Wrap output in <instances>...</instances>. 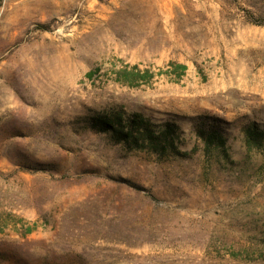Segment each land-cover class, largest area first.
<instances>
[{
    "label": "rangeland",
    "instance_id": "1",
    "mask_svg": "<svg viewBox=\"0 0 264 264\" xmlns=\"http://www.w3.org/2000/svg\"><path fill=\"white\" fill-rule=\"evenodd\" d=\"M114 110L175 123L178 154L92 127ZM252 123L264 0H0V264H264Z\"/></svg>",
    "mask_w": 264,
    "mask_h": 264
},
{
    "label": "trees",
    "instance_id": "2",
    "mask_svg": "<svg viewBox=\"0 0 264 264\" xmlns=\"http://www.w3.org/2000/svg\"><path fill=\"white\" fill-rule=\"evenodd\" d=\"M174 68V74L180 78L185 67L176 65ZM118 74L122 77L120 75L115 80L129 86L145 84L152 77L148 71H140L135 65L130 70L119 71ZM92 127L98 132L110 134L115 142L136 150H147L158 156L178 154L180 132L173 122L155 125L141 114L125 116L122 111L114 110L94 117ZM195 135L202 142L205 152L222 149L225 145V138L217 129L201 126L196 129ZM244 139L248 149H260L264 144V130L252 123L245 128Z\"/></svg>",
    "mask_w": 264,
    "mask_h": 264
}]
</instances>
